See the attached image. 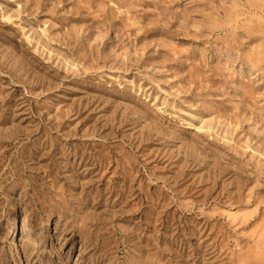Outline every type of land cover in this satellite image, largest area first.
Instances as JSON below:
<instances>
[{"label": "rangeland", "instance_id": "rangeland-1", "mask_svg": "<svg viewBox=\"0 0 264 264\" xmlns=\"http://www.w3.org/2000/svg\"><path fill=\"white\" fill-rule=\"evenodd\" d=\"M0 264H264V0H0Z\"/></svg>", "mask_w": 264, "mask_h": 264}, {"label": "bare ground", "instance_id": "bare-ground-1", "mask_svg": "<svg viewBox=\"0 0 264 264\" xmlns=\"http://www.w3.org/2000/svg\"><path fill=\"white\" fill-rule=\"evenodd\" d=\"M20 226H21V227L24 226V221H21V222H20ZM33 246H36V245H33Z\"/></svg>", "mask_w": 264, "mask_h": 264}]
</instances>
